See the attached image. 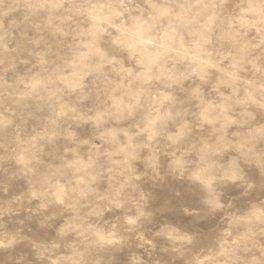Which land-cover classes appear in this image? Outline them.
<instances>
[{
  "label": "clouds",
  "instance_id": "9594fccd",
  "mask_svg": "<svg viewBox=\"0 0 264 264\" xmlns=\"http://www.w3.org/2000/svg\"><path fill=\"white\" fill-rule=\"evenodd\" d=\"M0 264H264V0H0Z\"/></svg>",
  "mask_w": 264,
  "mask_h": 264
},
{
  "label": "rangeland",
  "instance_id": "374dc122",
  "mask_svg": "<svg viewBox=\"0 0 264 264\" xmlns=\"http://www.w3.org/2000/svg\"><path fill=\"white\" fill-rule=\"evenodd\" d=\"M160 195H161L162 197H166L168 194H167V192L165 191V192L160 193Z\"/></svg>",
  "mask_w": 264,
  "mask_h": 264
}]
</instances>
